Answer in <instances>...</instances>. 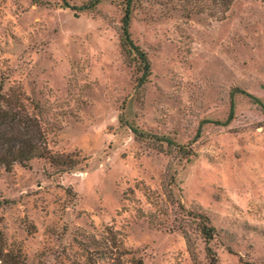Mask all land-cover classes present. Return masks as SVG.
<instances>
[{
  "label": "rangeland",
  "instance_id": "rangeland-1",
  "mask_svg": "<svg viewBox=\"0 0 264 264\" xmlns=\"http://www.w3.org/2000/svg\"><path fill=\"white\" fill-rule=\"evenodd\" d=\"M89 1L0 0V107L36 118L56 161L0 165V248L264 264V0H131L142 84L119 45L127 0Z\"/></svg>",
  "mask_w": 264,
  "mask_h": 264
},
{
  "label": "trees",
  "instance_id": "trees-1",
  "mask_svg": "<svg viewBox=\"0 0 264 264\" xmlns=\"http://www.w3.org/2000/svg\"><path fill=\"white\" fill-rule=\"evenodd\" d=\"M219 7L227 8L233 0H212ZM100 0H90L82 9L94 8ZM130 4L127 0L123 16L121 18V30L119 36V45L127 62L137 61V71L140 76L137 78L138 83L142 84L150 74V63L145 52L134 45L129 31L130 21ZM132 51L136 54L132 55ZM9 103L8 97L4 99ZM46 145L44 134L36 118L31 117L24 110H11L0 107V165L9 170L14 163H26L33 157H47L56 162ZM64 155H60L62 157ZM62 164L64 162H61ZM64 165V164H63ZM200 231L208 243L213 237L214 228L200 224ZM212 264H216L211 248L207 247ZM0 264H24V257L20 251H4L0 248ZM120 264V263H117ZM137 264H142L138 260Z\"/></svg>",
  "mask_w": 264,
  "mask_h": 264
}]
</instances>
